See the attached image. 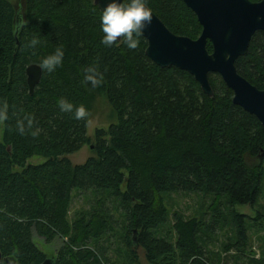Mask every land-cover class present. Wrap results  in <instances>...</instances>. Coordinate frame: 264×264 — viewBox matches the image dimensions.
<instances>
[{"label":"trees","instance_id":"trees-1","mask_svg":"<svg viewBox=\"0 0 264 264\" xmlns=\"http://www.w3.org/2000/svg\"><path fill=\"white\" fill-rule=\"evenodd\" d=\"M146 5L172 32L198 35L200 24L182 0ZM101 15L93 0H0V109L7 105L8 117L0 121L2 256L39 264L50 254L34 243L36 232L47 242L63 237L54 264H212L204 245L223 223L231 236L222 247L243 248L247 221L254 217L236 205L252 207L261 192L264 126L232 102L231 89L216 72L208 73V96L186 70L151 61L143 36L136 49L123 38L104 45ZM20 20L26 23L15 32ZM34 38L35 48L29 46ZM57 47L63 48L62 64L42 70L30 93L25 66L41 64ZM234 66L264 88V30H254ZM87 68L101 74L99 87L85 82ZM99 95L116 119L96 127L91 140L88 116L77 120L58 102L83 105L89 115ZM88 142L96 154L73 164L66 154ZM34 154L45 159L29 162ZM75 189L94 200L70 219ZM176 191L209 199L198 216L173 211L165 227V198ZM116 230L118 253L112 257L107 247Z\"/></svg>","mask_w":264,"mask_h":264},{"label":"water","instance_id":"water-1","mask_svg":"<svg viewBox=\"0 0 264 264\" xmlns=\"http://www.w3.org/2000/svg\"><path fill=\"white\" fill-rule=\"evenodd\" d=\"M182 1L193 11L200 24L198 35L189 37L172 32L151 10V24L142 35L146 42L144 53L159 66L173 65L192 74L208 96L213 93L208 73L216 72L231 89L232 102L254 114L264 126V88L249 82L234 66L235 58L245 53L254 30H264V0ZM93 2L103 9L106 0ZM206 41L210 42V50L206 48ZM25 73L29 92L32 93L42 74L40 63H28ZM90 146L93 147V143ZM132 239L135 241V233ZM1 258L5 264H19L13 256H2L0 252ZM54 261L55 256L50 254L39 264H54Z\"/></svg>","mask_w":264,"mask_h":264},{"label":"rangeland","instance_id":"rangeland-1","mask_svg":"<svg viewBox=\"0 0 264 264\" xmlns=\"http://www.w3.org/2000/svg\"><path fill=\"white\" fill-rule=\"evenodd\" d=\"M16 4L17 0H11ZM111 106L104 95L97 96L93 101L88 115L86 132L93 140L96 127H106L111 121H115L116 116L111 117ZM111 117V118H110ZM91 142L84 143L79 149L66 154L73 164L83 162L88 156L95 155V151L90 146ZM45 159L40 154H34L28 158L29 162L37 163ZM208 196L198 191H176L170 192L165 198V204L168 212L167 223L171 221V213L177 211L183 217L190 215H200L208 202ZM94 197L85 195L75 189L73 199L69 209L68 216L72 219L78 210L87 209L93 202ZM236 208L254 218L247 221V242L241 249L230 247L224 249L223 242L227 236H231V231L227 223L219 224L204 245V250L212 264H264V175L261 192L256 198L253 206L247 204H237ZM206 214V213H205ZM206 217L207 214L205 215ZM119 231L116 230L112 241L107 247L109 256L118 253L117 242ZM32 239L34 243L46 254H55L58 247L62 244L63 237L56 236L53 240L47 242L44 238L33 232ZM140 250V249H139ZM139 256L143 260L142 253ZM112 259V258H111ZM108 263V262H107ZM110 263V262H109ZM145 263V262H144Z\"/></svg>","mask_w":264,"mask_h":264},{"label":"clouds","instance_id":"clouds-1","mask_svg":"<svg viewBox=\"0 0 264 264\" xmlns=\"http://www.w3.org/2000/svg\"><path fill=\"white\" fill-rule=\"evenodd\" d=\"M151 21L152 12L146 6V0H127L126 3L123 0H119V2L118 0H106L100 19L101 30L104 33L101 42L106 46H112L118 39L123 38L124 44L129 49H136L139 44V37L143 35L144 29L151 24ZM25 23V21L20 20L15 26L16 31L19 32ZM37 43L38 40L34 38L30 41L29 46L35 48ZM63 55V48L57 47L52 54L42 59L40 68L49 73L55 71L62 64ZM84 80L96 88L101 85L102 76L95 68H87L85 69ZM58 103L61 111H74L77 120L88 116L83 105L74 108V105L64 98H61ZM7 118V105H5L3 109H0V121L7 120ZM25 119L30 128L33 123L32 119L30 117ZM23 121L17 122V128L21 134L25 131ZM33 135L36 133L34 132Z\"/></svg>","mask_w":264,"mask_h":264}]
</instances>
